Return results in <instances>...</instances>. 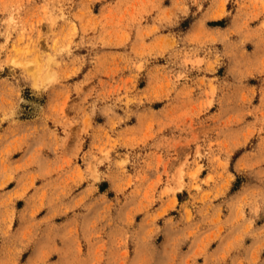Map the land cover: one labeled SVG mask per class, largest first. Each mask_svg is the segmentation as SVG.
<instances>
[{
	"label": "clouds",
	"instance_id": "clouds-1",
	"mask_svg": "<svg viewBox=\"0 0 264 264\" xmlns=\"http://www.w3.org/2000/svg\"><path fill=\"white\" fill-rule=\"evenodd\" d=\"M0 264H264V0H0Z\"/></svg>",
	"mask_w": 264,
	"mask_h": 264
}]
</instances>
